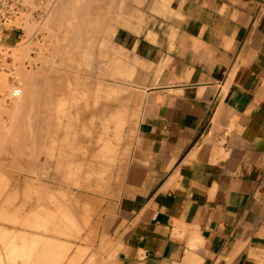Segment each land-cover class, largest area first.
I'll list each match as a JSON object with an SVG mask.
<instances>
[{
  "label": "crops",
  "instance_id": "0c3cea01",
  "mask_svg": "<svg viewBox=\"0 0 264 264\" xmlns=\"http://www.w3.org/2000/svg\"><path fill=\"white\" fill-rule=\"evenodd\" d=\"M139 8L142 22L121 21L113 36L131 68L112 113L123 105L131 119L99 242L116 243L112 264H264V0ZM24 174L10 182L15 209L52 216L53 191H27Z\"/></svg>",
  "mask_w": 264,
  "mask_h": 264
},
{
  "label": "rangeland",
  "instance_id": "374dc122",
  "mask_svg": "<svg viewBox=\"0 0 264 264\" xmlns=\"http://www.w3.org/2000/svg\"><path fill=\"white\" fill-rule=\"evenodd\" d=\"M117 0H109V2H112V3H110V5H112L111 6V14H113V15H111L112 17H111V23L109 24H107L106 22L104 23V24H102L101 25V29L104 27V28H106L107 27V29L109 30V31H111L110 32V35L109 36H111V37H109L110 39H109V41H107L106 43H105V40L104 39H106L105 38V36H106V31L105 30H103V34H102V32L99 34L100 35V38H98V37H93V39H91V40H89L92 44H93V46L95 47V50H93L91 47L92 46H90V48H89V50H88V52L90 53V56L88 57V58H95V56H96V58L98 59V61L100 62L101 61V63H100V67H98V68H91L92 70L93 69H95V70H93L94 72H97L98 74H97V76H95V78L96 79H99V81H101L102 82V84H101V82L99 83V90H98V92H94V91H87V92H81L80 90H78V89H76L75 87V89L73 88L71 91H70V93H69V96H71L70 94H74L73 92L75 91V93L76 94H74L73 96H71V97H67V95L65 96V99L66 100H64V98H62V100H64V101H66L65 102V104H64V107H65V111H68V114L66 113V115L64 116V117H61V119H60V121H59V123H61V124H63V126H65L64 128H62L60 131H53V130H51V129H47L48 130V133H49V135H45L46 136V138H47V140H46V138L45 139H43V143L41 142V146H38V148H40V151L42 150V151H46V150H51L52 151V149L53 150H57V147L58 148H61V146H62V144H61V140H60V138L62 139L63 138V140L66 142V144H70V143H72V145H69V147L67 146V148H69V149H67L68 151L66 152V158H67V162H65L63 165H62V167H61V169L63 170V172L64 173H62L61 174V176H60V179H59V181L56 183L57 185V188H56V190H54L53 191V194H54V204L55 203H58L59 205H61L62 207H63V209H64V211L66 212V214L65 213H63L64 214V216L65 217H63V214H61V215H59V216H57V218L59 219V221H58V219L56 218V217H54V220L55 219H57V220H55V223L57 224V223H60V224H57V225H55L54 224V228H52V225H50V223L52 222L51 220L53 219V218H51L50 216H47L46 215V213H45V211H41V210H35V211H33V213H32V216L30 215V218L31 217H33L34 218V215L33 214H36V216H39V218L38 217H36V218H28V220H29V222H28V220H27V222L25 221H23L24 219H23V217L21 218L20 217V213H19V210L17 209H15V206H14V210L12 209V211L11 210H9L8 212H7V210L5 211V210H1V213H2V211H5V213H7V214H9L8 216H12V214H14L13 216H12V218L11 219H13V218H15V220L12 222V221H10L11 223H9V220H11V219H9L8 218V216L6 217V215L7 214H5V215H3L4 214V212L2 213V215H1V224L3 225H1V248L2 247H4V248H2L3 250H5L4 252L1 250V252H3L4 254H3V258H4V255H5V257L7 256L6 255V253H8L11 249H12V246L13 245H15L16 246V248H18L19 249V247H21V244H20V240L19 239H17V238H22L23 239V232H21L19 229H21V226L22 225H24V224H30V227L31 228H33L32 227V225L35 227V228H33V230H32V232H30V233H32L34 236H32L31 234L30 235H27L26 234V236L28 237V236H31L30 237V240H35V239H32V237L34 238V237H36L37 239L36 240H38L39 239V241H40V243H41V240L42 241H45L46 240V238H47V240L52 236V238L54 239V242L55 243H53L54 245H52V242H53V240L50 238V240L49 241H45L46 243H45V247H46V245H47V249H48V251H49V253H48V251H46V248H45V250L43 249V251L45 252V253H47V255L45 256V258L47 257V256H51L53 253H52V250H53V246H56L58 243L57 242H61V243H59L58 244V246L60 247L61 246V244H62V249H61V247L59 248V247H54L55 249H54V251H56L55 253H57V254H55V256L53 255L52 257H56V259L55 258H53V260H54V264L56 263V264H60V262H61V264H71V262H73V263H75V264H77V262H76V260L77 261H80V262H78V264H84L83 262H88L89 261V258H90V260L92 261V264H94V263H96V261H98V260H96L97 259V257H99V258H105L106 256H107V251H108V248H109V246H116L115 244V242H113L111 239H109L110 240V242H111V244H100V242H99V239H100V237H101V231H100V229L101 228H105V227H102V222H103V220H104V215H106V214H108V213H110V212H112V207H111V202L109 201V199L110 198H112V197H114V195H115V193H113V189L116 187V183H117V177H116V169L114 168V166H115V164H116V162L118 161V158H119V155H120V152H122V147H123V143H124V141H125V138H126V133H125V126H126V123H128V121L131 119V117H130V119L128 120V118H127V116L123 113V115L121 116V119H122V123H121V125H116V123H113L112 122V124H111V122H109V116L112 114V110H114V109H116V107L118 106L117 104H116V101H119L118 99H116L115 98V96L116 95H111L110 94V88L111 87H115V88H118L117 89V92L118 91H120V93L118 92L117 93V96H120V95H123V94H126L127 93V88H126V86H122V85H116V81H120V82H118V83H126L127 81H130V77H127V73H126V69H128L129 67L131 68V66L129 65V64H131V60L129 59V57L127 56V54L125 53V51H123V50H119L116 46H115V44L113 43V36H114V33L116 32V29H117V27H119V26H127L126 24L124 25V24H121V23H124V22H131V21H137V22H139V23H141L142 22V20H143V16H144V13L140 10V8L138 9V7H147V6H149V8L151 9V10H153V7H155L157 10H159L160 12H163V0H118V2H116ZM123 1V2H122ZM114 2V3H113ZM118 4V5H116V4ZM114 4H115V6H114ZM129 6V7H128ZM114 7V8H113ZM124 7V8H123ZM118 10V11H117ZM96 11V10H95ZM116 12H118V13H116ZM117 14V15H116ZM125 14V15H124ZM127 15V16H126ZM117 16V17H116ZM59 15H57V17L54 19V21L56 22H54L53 21V19L50 21V22H52V23H49V24H52L51 25V27H50V25L49 26H46L45 28H47V29H44V27H43V29H41V31H40V33H38V36H36L37 38H35V39H38V41L37 40H35V39H33V41H30V43H28V41H26V37L24 36L23 37V39L21 40L22 41V43L24 44V42H25V44L22 46V43L20 44L21 46L18 48V49H16L17 48V46H14V44H13V48H11L10 49V52H11V58H13V59H15L16 57L15 56H17L18 54H19V56H17V59H15V60H13V59H11L10 61H5V62H3L2 64V66H3V70H1L0 71V78H3L2 80L0 79V96H2L1 98H0V178H1V185H0V187H1V199L3 200L4 199V195L5 194H7V196H8V199L9 200H11V201H15V199H16V195L18 194V188L16 187V186H14V185H11L10 184V182H13L14 180H15V178H17L19 175H18V173L19 172H25V173H27V174H24V175H28V176H30V177H33V179H37V178H40V180H42V181H48V178H46V176H44L43 177V174L44 175H48L47 173H51L52 172V167L51 166H48V164L46 163V158L44 157V154H43V158L41 159V160H39L38 162L40 163H38L36 160H35V156L34 155H38L37 154V144H35V145H33V144H31V143H28V145H30V149H29V146L28 145H26L24 148L26 149V151L27 152H29V153H27V152H25L24 153V155H21L18 151H17V148L19 147L18 145H15V146H17L16 148H15V146H13L14 144H5L4 145V143H6L5 141H4V139L6 138L5 137V135L4 136H1V133H2V131H5L4 132V134H8V131H9V135H7L6 134V136H7V138L8 137H10V136H12V137H14L13 139H15V136H16V134H15V131L12 133V131H11V133L12 134H14V135H10V129L13 127V125H12V121H10V116H8V115H10V112H11V107L12 106H9L10 105V103H8L7 102V99L6 98H4L5 96H3L4 94H1V92H3V91H5L4 93H8L9 95V99H11V97H12V95H11V91L9 92L8 91V89H10L11 90V85L12 86H14L13 85V79H20L19 80V82L20 81H22V79H23V77H22V79H21V74H24V73H26V72H28L27 70H31L30 69V66H31V68H32V71L34 72V71H36L35 73H37V75L39 76V78L41 79L42 78V76L43 77H45V79L50 75V72H54L55 74L56 73H58V74H60V75H64V74H66V71H68V72H70L69 71V69H66V68H63V66H61V62H62V59H63V54H64V56H65V54H66V52H67V55H68V51L69 50H73L74 52H73V56H76V58H78L79 56H82V53L81 52H83V53H85V50L83 49V48H81V47H79V48H76L75 50L73 49V48H75V47H73V48H70V49H65V50H57L56 48H58L59 46H62L61 44L64 42L63 41V37H64V35H66V32H67V28L64 26H62V24H59L60 22L58 21L59 20ZM115 17V18H114ZM58 18V19H57ZM57 19V20H56ZM78 19V18H77ZM109 19V18H108ZM127 19V20H126ZM106 20H107V17H106ZM106 20H104V21H106ZM114 20V21H113ZM124 20V21H123ZM80 21V20H79ZM122 21V22H121ZM57 22H58V24H57ZM119 22H121L120 24H119ZM54 23V24H53ZM56 24V25H55ZM53 26V27H52ZM60 26V28H58ZM62 26V27H61ZM92 26H94V27H92ZM49 28H52L51 29V31H49L48 29ZM96 28V29H95ZM97 26H95L94 25V23H91L90 24V29L91 30H97ZM56 29H57V31H56ZM112 29V30H111ZM49 31V33L52 35V34H54V35H50L49 33H48V31ZM66 30V31H65ZM62 31V32H61ZM65 33H64V32ZM113 31V32H112ZM54 32V33H53ZM57 33V34H56ZM112 33V34H111ZM40 34V35H39ZM96 34V33H95ZM46 36V38H45V36ZM50 35V36H49ZM54 36V37H53ZM101 36L103 37V38H101ZM51 37H52V39H51ZM61 37V38H60ZM98 38V39H97ZM43 39V40H42ZM55 39V40H54ZM60 39V40H59ZM62 39V40H61ZM97 39V40H96ZM50 40V41H49ZM54 40V41H53ZM102 40H103V43H102ZM20 41V42H21ZM98 41V42H97ZM12 42V40L11 41H9V43H11ZM32 42V43H31ZM34 42V43H33ZM28 43V44H27ZM53 43V44H52ZM96 43H98V44H96ZM101 43V44H100ZM105 43V44H104ZM109 43V47L107 46V44ZM30 44V45H29ZM34 45V47H33V45ZM102 44H104V45H102ZM19 45V44H18ZM49 45V46H48ZM52 45V46H51ZM101 45H102V47H101ZM106 45V46H105ZM27 47L28 46V48L26 49L25 47ZM32 46V47H31ZM46 46V47H45ZM47 46H48V49L49 50H47ZM51 46V47H50ZM58 46V47H57ZM96 46H98L97 48H96ZM105 46V47H104ZM44 47L46 48V50L44 49ZM23 48V49H22ZM40 48L42 49V50H40ZM101 48V49H100ZM102 48H104V49H102ZM16 49V50H15ZM43 49H44V52H42L43 51ZM54 49V50H53ZM79 49V50H78ZM99 49V50H98ZM22 50V52H20ZM25 50H29V51H31V52H26ZM80 50H81V52H80ZM83 50V51H82ZM101 50V51H100ZM109 50H111V51H108ZM117 50V51H116ZM13 51L15 52V53H13ZM19 52V53H17V52ZM34 51V52H33ZM46 51H48V52H46ZM56 51V52H55ZM64 51V52H63ZM78 51V52H77ZM94 51V52H93ZM98 51V52H97ZM103 51V52H102ZM25 52V53H24ZM58 52L59 53H61V52H63L62 54H61V56H60V54H58ZM70 52V51H69ZM91 52H93V53H91ZM28 53V54H27ZM34 53V54H33ZM41 53V54H40ZM44 53V54H43ZM52 54V55H50V54ZM55 53V54H54ZM81 53V54H80ZM95 53H96V55H95ZM99 53V54H98ZM111 54L110 55V57L111 58H108L109 60H110V62H109V65L111 66H113L114 67V69H107V68H109L110 66H108L107 65V63H108V61L105 63V61H106V55L107 54ZM13 54H15L14 56H13ZM78 54H79V56H78ZM106 54V55H105ZM23 55V56H22ZM28 55V56H27ZM43 55H45L46 57H43ZM50 55V57H48ZM57 55V56H56ZM93 57H92V56ZM95 55V56H94ZM27 56V57H26ZM39 56V57H38ZM40 56H42V57H40ZM60 56V57H59ZM19 57V58H18ZM25 57V58H24ZM30 57H32V58H34V59H30ZM37 57V58H36ZM48 57V58H47ZM52 57V59H51V61L50 60H48V59H50ZM62 57V58H61ZM67 57V56H66ZM65 57V58H66ZM126 57H127V59H126ZM113 58H115V59H113ZM119 58V59H118ZM123 58V59H122ZM20 59V60H19ZM30 61H32L31 62V64L29 63V60ZM39 59V60H38ZM59 59V60H58ZM17 60V61H16ZM27 60V61H26ZM45 60V61H44ZM14 61V62H13ZM20 61V62H19ZM35 61V62H34ZM40 61H42V62H40ZM50 61V62H49ZM59 61H61V62H59ZM112 61H113V63H112ZM124 61V62H123ZM15 64V66H14V64ZM19 62V63H18ZM21 62H22V64H21ZM45 62V63H44ZM46 62L48 63H51V67H52V69L50 68V69H47L48 68V64H47V67L45 66V64H46ZM127 62V63H126ZM9 63H10V65H9ZM18 63V64H17ZM121 65H120V64ZM24 64V65H23ZM36 64V65H35ZM42 64H44L43 66H42ZM60 64V65H59ZM105 65V67L106 68H103L104 67V65ZM12 65V66H11ZM20 65H21V67H23L21 70H18V68L20 67ZM27 67H26V66ZM108 67H107V66ZM46 68H45V67ZM121 66V67H120ZM126 66H128V67H126ZM12 67V68H11ZM20 67V68H21ZM37 68V70H36V68ZM39 67L40 68H43V69H39ZM5 68H8V71H6V69ZM15 68V69H14ZM19 68V69H20ZM27 69V70H25V69ZM101 68V69H100ZM16 69H17V71H16ZM34 69V70H33ZM90 69V70H91ZM121 69V70H120ZM50 70H52V71H50ZM55 70H57V71H55ZM61 70V72L63 71H65L64 73L62 72V73H60L59 71ZM91 70V71H92ZM110 70V71H109ZM13 71V72H12ZM23 71V73H21V72ZM25 71V72H24ZM38 71V72H37ZM48 71V72H47ZM50 71V72H49ZM102 73H101V72ZM130 71V70H129ZM129 71H127V72H129ZM19 74H18V73ZM47 72V73H46ZM40 73V74H39ZM45 73H46V75H45ZM106 73V74H105ZM108 73V74H107ZM111 73V74H110ZM43 74V75H42ZM133 74V73H132ZM40 75H42L41 77H40ZM45 75V76H44ZM20 76V77H19ZM37 76V77H38ZM100 76V77H99ZM101 76H103V79H102V77ZM128 76H131V75H129L128 74ZM5 77V78H4ZM15 77V78H14ZM17 77H19V78H17ZM39 78H37V80H39ZM4 79H6V81H8V82H5L4 81ZM8 79V80H7ZM105 79V80H104ZM44 80V79H43ZM40 81V80H39ZM5 82V83H4ZM7 85V86H6ZM9 85H10V87H9ZM103 85V86H102ZM101 86V87H100ZM102 88V89H101ZM104 88V89H103ZM106 89V90H105ZM108 90V91H107ZM102 92V93H101ZM81 93V94H80ZM122 93V94H121ZM120 94V95H119ZM76 95H78V96H76ZM84 95V96H83ZM91 95V96H90ZM101 95V96H100ZM7 96V97H8ZM11 96V97H10ZM90 96V97H89ZM97 96V97H96ZM73 97H77L78 99H74ZM86 97V98H85ZM89 97V98H88ZM95 97H96V99H95ZM114 97V98H113ZM2 98H4L5 100V102H3V99ZM13 98V97H12ZM17 98H19V97H16L15 99H17ZM67 98L69 99V101H67ZM70 98H73V99H70ZM79 98H80V100H79ZM92 98V99H91ZM95 99V100H94ZM89 100V102H90V104L91 105H89V102H87ZM79 101H80V103H79ZM84 101H85V103H84ZM91 101H93L94 103H91ZM7 103V104H6ZM84 104V105H83ZM75 105V106H74ZM80 105V106H79ZM86 105V106H85ZM88 106H90L88 109H86V107H88ZM67 107V108H66ZM85 107V108H84ZM104 108V109H103ZM6 111H5V110ZM85 109V110H84ZM71 110V111H70ZM78 112H77V111ZM81 110V111H80ZM88 110H90V111H88ZM74 111H75V113H74ZM8 113V114H7ZM93 113H94V115H93ZM5 114H7V115H5ZM95 114H96V116H95ZM68 116V117H67ZM106 116V117H105ZM96 117V118H95ZM105 118H106V120H105ZM73 119V120H72ZM8 120H9V123H8ZM77 120V121H76ZM66 121V122H65ZM72 121V122H71ZM102 121V122H101ZM89 122V123H88ZM11 123V124H10ZM71 123V124H70ZM7 124V125H6ZM68 124V125H67ZM5 125L6 126H9V127H6L7 128V130L5 129ZM10 125L12 126V127H10ZM67 126H69V127H67ZM84 126V127H83ZM93 126V127H92ZM108 126V127H107ZM123 127V128H122ZM9 128V129H8ZM81 128V129H80ZM15 130H16V128H14ZM69 129H71V130H69ZM122 129V130H121ZM12 130H13V128H12ZM69 130V131H68ZM72 130H74V131H72ZM107 130V131H106ZM121 130V131H120ZM53 131V132H52ZM72 131V132H71ZM46 132V131H45ZM107 132V133H106ZM118 132V133H117ZM53 133V135H51ZM57 133V134H56ZM72 133L74 134L73 136H72ZM65 134V135H64ZM69 134V135H68ZM3 135V134H2ZM58 136V138L56 137V136ZM90 135V136H89ZM100 135V136H99ZM117 135V136H116ZM64 136L67 138H64ZM70 136V137H69ZM108 136V137H107ZM120 136V137H119ZM3 137V138H2ZM49 137V138H48ZM52 138H55L56 139V141H58L56 144L58 145H56L54 142H52L51 141V139ZM100 138V139H99ZM102 138L105 140V141H102ZM108 138V139H107ZM2 139V140H1ZM10 140L12 139V138H9ZM8 139V140H9ZM16 139H17V137H16ZM121 139V140H120ZM45 140L47 141V142H45ZM67 140V141H66ZM97 140V141H96ZM108 140V141H107ZM71 141V142H70ZM15 142H17L16 140H15ZM74 142V143H73ZM93 142H94V144H93ZM97 142V143H96ZM105 142V143H104ZM108 142V143H107ZM47 143V144H46ZM49 143V144H48ZM54 143V144H53ZM96 143V144H95ZM112 143V144H111ZM3 144V145H2ZM45 144V145H44ZM53 144V145H52ZM91 144V145H90ZM100 146H99V145ZM108 145V144H110V145H108V147H107V149H106V155H102V154H100V156L97 158L96 157V153L98 154L99 152L98 151H100L101 150V145L103 146V145ZM31 145H33L32 147H31ZM44 145V146H43ZM51 145V146H50ZM2 146V147H1ZM7 146V147H6ZM50 148H49V147ZM110 146V147H109ZM6 147V148H5ZM42 147V148H41ZM52 147V148H51ZM3 148V149H2ZM20 148V147H19ZM18 148V149H19ZM35 148V150L33 151V149ZM43 148H45V149H43ZM65 148V147H64ZM83 148V149H82ZM111 148V149H110ZM114 148V149H113ZM4 149H6V152H5V150ZM8 149V150H7ZM11 149H12V153L10 152L11 151ZM73 150V152H71L72 150ZM29 150V151H28ZM32 150V151H31ZM76 152H75V151ZM94 151V152H93ZM108 151V152H107ZM111 151H114V152H116V154H117V158L116 159H113V161H112V163H111V166L110 167H108L109 165V163L108 162H106L105 161V157L106 158H109V154H110V152ZM3 152V153H2ZM16 154H15V153ZM9 153H11V156H10V154ZM13 153H14V158H15V155H17L16 156V158L14 159V158H12L13 156ZM18 153H19V156H18ZM31 153H33V156L31 157ZM36 153V154H35ZM6 154V156H4ZM91 155V156H90ZM4 156V157H3ZM95 156V157H94ZM103 156H105V157H103ZM6 157V158H5ZM12 158V159H11ZM19 160H21V161H18V159ZM22 158V159H21ZM28 158V159H27ZM33 158V159H32ZM2 159H5V161H2ZM7 159V160H6ZM8 159H9V161H8ZM31 159V160H30ZM13 160H15V161H13ZM17 161V162H16ZM26 161H27V163H26ZM30 162V164L32 163V161H35V162H33V163H36V164H32L30 167H29V165L30 164H28L29 162ZM73 161V162H72ZM3 162V163H2ZM22 162L24 163V165H20L19 163H21L22 164ZM42 162V163H41ZM99 162V163H98ZM106 162V163H105ZM2 163V164H1ZM8 163V164H7ZM11 163V164H10ZM26 163V164H25ZM38 163V164H37ZM87 163V164H86ZM100 163H102V164H100ZM108 163V164H107ZM16 164H17V166H16ZM42 164V165H41ZM72 164V165H71ZM89 164V165H88ZM93 164V165H92ZM96 164H98L99 165V167H95V165ZM4 165H6V166H4ZM18 165H20V166H18ZM26 165V166H25ZM36 165V167H34ZM100 165H102V166H100ZM21 166H23L22 167V169H21ZM38 166V167H37ZM66 167V168H65ZM95 167V168H94ZM20 169V170H19ZM24 169V170H23ZM27 169V170H26ZM95 169V170H94ZM97 169V170H96ZM107 169V170H106ZM112 169V170H111ZM4 170V171H3ZM100 170V171H99ZM10 171V172H9ZM33 171L34 172H38V174L37 173H33ZM96 171H99V172H96ZM4 172V173H3ZM7 173V174H6ZM66 173H68V174H66ZM71 173V174H70ZM9 174V175H8ZM106 174V175H105ZM36 175V176H35ZM37 175H38V177H37ZM40 175H41V177H40ZM68 175V176H67ZM111 175V176H110ZM109 176H110V178H109ZM95 177V178H94ZM8 178H9V180H8ZM79 178V179H78ZM102 178V179H101ZM103 178H105V179H103ZM109 178V180H107V179ZM116 178V179H115ZM35 179V180H36ZM112 179V180H111ZM6 180V181H5ZM38 180V179H37ZM105 180V181H104ZM64 181V182H63ZM90 181V182H89ZM108 181H111V182H108ZM70 183V184H69ZM100 183V184H99ZM108 183H110V184H108ZM59 184V185H58ZM81 186V187H80ZM101 186V187H100ZM110 186V187H109ZM7 187V188H6ZM16 187V188H15ZM90 187V188H89ZM4 188V189H3ZM10 188V189H9ZM5 189H6V191H7V189L10 191V190H12V191H7V193H6V191H5ZM61 189V190H60ZM58 190V191H57ZM71 190V191H70ZM15 192V194H13L14 192ZM60 191V192H59ZM68 192V193H67ZM70 192V193H69ZM85 193V194H84ZM111 193V194H110ZM69 195V196H68ZM7 196H5V199H7ZM81 196V197H80ZM10 197V198H9ZM12 197V198H11ZM77 197V198H76ZM84 197V199H82ZM86 197V198H85ZM67 198V199H66ZM68 198H69V200H68ZM72 198V199H71ZM79 199L80 201L81 200H83L84 202H85V204H84V206H81V208L80 209H77L75 206H74V201H73V199ZM72 200V201H71ZM13 202H12V204H13ZM73 203V204H71V203ZM88 202V203H87ZM96 202V210L94 209L95 208V206H92V205H94V203ZM61 203V204H60ZM66 205H65V204ZM89 203H91V205L89 204ZM14 204H15V202H14ZM88 204V205H87ZM88 207H90V208H88ZM94 207V208H93ZM1 209H3V208H1ZM73 210V211H72ZM93 210V211H92ZM34 212H36V213H34ZM17 213H19V214H17ZM16 214V215H15ZM70 215V216H69ZM77 215V216H76ZM3 216H5V217H3ZM14 216H16V217H14ZM68 216V217H67ZM20 217V218H19ZM86 217V218H85ZM22 219V220H17V219ZM40 218L43 220H41V222H40ZM48 218L50 219L51 218V222L48 220ZM66 218V221L64 220ZM75 218H76V222L75 221H73V220H75ZM78 218H79V220H78ZM4 219H6V220H4ZM25 219H26V217H25ZM33 219V220H32ZM61 219V220H60ZM82 219V220H81ZM87 219H88V222H87ZM17 220V221H16ZM33 221V222H31V221ZM80 222H78V221ZM15 221L16 222H20V223H16L15 224ZM38 222L39 223V225L42 223V225H41V227L36 223V222ZM50 222L49 224H48V222ZM68 221H69V223H68ZM5 222V223H4ZM72 222H73V224H72ZM78 222V225L76 224L75 225V223H77ZM85 222V223H84ZM36 224V225H34V224ZM43 223H44V226H43ZM54 223V222H53ZM87 223V224H86ZM21 224V225H20ZM52 224V223H51ZM63 224V225H62ZM69 224V225H68ZM79 224H81L82 226H80ZM46 225V226H45ZM73 225L75 226V227H77L76 229H75V227H73ZM39 228V231L37 230L38 228ZM60 226H64L65 227V229H66V231L64 230V228L62 229ZM46 227V228H45ZM50 227H51V230H50ZM69 227V228H68ZM72 227V228H71ZM80 227V228H79ZM81 227H83V228H81ZM44 228L46 229L45 230V232H44ZM49 228V230H47ZM74 228V230H73V232L71 231L72 229ZM93 228H95L96 230H97V233L95 232L94 233V231H91V229H93ZM16 229V230H15ZM68 229L71 231H69L68 232ZM80 229V230H79ZM35 230V231H34ZM52 230H53V232H52ZM58 230H60V231H58ZM90 230V231H89ZM47 231V232H46ZM79 231V232H78ZM89 231V232H88ZM50 234H49V233ZM51 232H52V234H51ZM64 232V233H63ZM22 235H21V234ZM36 233V234H35ZM37 233H38V235H37ZM80 233V235H78V234ZM86 233V234H85ZM94 233V234H93ZM15 234V235H14ZM20 235L19 237L17 236V235ZM29 234V233H28ZM63 234V235H62ZM90 234V235H89ZM6 235V236H5ZM36 235V236H35ZM59 235V236H58ZM68 235V236H67ZM85 235H87V236H85ZM92 235H94L93 237H92ZM16 236H17V238H16ZM26 236L24 235V238H26ZM38 236V237H37ZM39 236H41V237H39ZM45 236H48V237H45ZM73 236V237H72ZM83 236H85L86 237V239L88 240H86V239H84V238H81V237H83ZM91 238H90V237ZM96 236V237H95ZM8 237V238H7ZM45 237V238H44ZM75 237V238H74ZM77 237H79V238H77ZM15 238L17 239V241H19V242H16L15 241ZM29 238V237H28ZM67 238V239H66ZM73 238V239H72ZM77 238V239H76ZM89 238H90V240H89ZM95 238V239H94ZM109 238V237H108ZM6 239V243H5V240ZM13 241H12V240ZM57 241H56V240ZM94 239V240H93ZM35 240V241H36ZM52 240V241H51ZM59 240V241H58ZM64 240H66V241H64ZM71 241V242H69V245L67 244V245H65V243H68V241ZM3 241H4V244H3ZM63 241V242H62ZM93 241V242H92ZM8 242V243H7ZM10 242H12L13 243V245H10V244H12V243H10ZM14 242H15V244H14ZM38 242V241H37ZM48 242V243H47ZM17 243V244H16ZM6 244V245H5ZM7 244L9 245L8 246V248H7ZM19 244V245H18ZM41 244H43V246H44V242H42ZM41 244L39 245V247H41ZM70 244H72V245H70ZM77 244H78V246L79 247H77ZM38 245V244H37ZM49 245H51L50 247H52V248H50L51 250H49ZM64 245V246H63ZM86 246V247H85ZM14 247V246H13ZM39 247L37 246V248L39 249ZM71 247V248H70ZM108 247V248H107ZM9 248H10V250H9ZM42 248H44V247H41L39 250L41 251L42 250ZM59 248V249H58ZM64 248H66V249H64ZM69 248V252H67L68 249ZM8 249V250H7ZM76 249V250H75ZM115 249H118L117 247L115 248ZM59 250H62L61 252H58ZM93 251V252H92ZM96 251V252H95ZM6 252V253H5ZM67 252V253H66ZM52 253V254H51ZM61 253H62V255H61ZM63 253L64 254H67V255H69V256H66L65 257V259H63L64 257V255H63ZM96 253V254H95ZM50 254V255H49ZM59 254H60V256H59ZM91 254H93V255H91ZM95 254V255H94ZM98 254V255H97ZM1 256H2V253H1ZM84 256V257H83ZM89 256V257H88ZM36 257V256H35ZM83 257V258H82ZM91 257H92V259H91ZM94 257V258H93ZM118 252H117V255L115 256V259L113 258V260H112V258H111V260L112 261H115L116 262V259H117V261H118ZM34 258V257H33ZM43 258H44V256H43ZM60 258H62V259H60ZM71 258V259H70ZM72 258H74V259H72ZM88 258V259H87ZM96 258V259H95ZM5 259V258H4ZM6 259H7V257H6ZM59 259H60V262H59ZM79 259V260H78ZM83 259H86V260H83ZM62 260V261H61ZM71 260V261H70ZM73 260H75V261H73ZM93 260H96L95 262L93 261ZM16 261H18V260H16ZM56 261V262H55ZM69 261V262H68ZM83 261V262H82ZM67 262V263H66ZM86 262V264H91L90 263V261L87 263ZM106 262V261H105ZM114 262V263H115ZM72 263V264H73Z\"/></svg>",
  "mask_w": 264,
  "mask_h": 264
},
{
  "label": "bare ground",
  "instance_id": "6f19581e",
  "mask_svg": "<svg viewBox=\"0 0 264 264\" xmlns=\"http://www.w3.org/2000/svg\"><path fill=\"white\" fill-rule=\"evenodd\" d=\"M120 1V0H119ZM116 2H118V0L116 1ZM123 2V1H122ZM110 3H112V2H109V0H43V4H42V6H43V9H44V12L43 13H38V16H33L31 13H34V14H37V10H38V8H37V6H36V4L35 5H33L32 6V11L30 12V13H23V15H22V18L20 19V21H22L24 24H23V26H24V28H25V37H26V41H28V43H30V41H33V39H35V38H37L36 36H38V33H40V31H41V29H43V27H44V29H47V28H45L46 26H49L50 25V27H51V25L52 24H49V23H52V22H50L52 19H53V21H54V19L57 17V15H59V24H62V26L64 25L66 28H67V32H66V35H64V37H63V43L61 44L62 46H57L58 48H56L57 50H65V49H70V48H73V47H75V48H73L74 50L76 49V48H79V47H81V48H83L84 50H85V53H83V52H81V50H80V52L82 53V56H79V54H78V58H76V56H73V50L71 49V50H69L68 51V55H67V52H66V54H65V56H64V54H63V59H62V62L61 61H59V62H61V66H63V68H66V69H69V71L70 72H68V71H66V74H64V75H60V74H58V73H54L52 70H50V71H52V72H50V75L45 79V77H43L42 75H40V77L42 76V78L40 79L39 78V76L37 75V73H35L36 71H32V68H31V66H30V71L29 70H27V69H25V70H27L28 72H26V73H24V74H21V79H22V77H23V79H22V81H20L19 82V80L18 79H13V85L14 86H12L11 85V90L10 89H8V91L10 92L11 91V95H12V97H11V99H9V94L7 93H4L5 91H3V92H1V94H4L3 96H5L4 98H6L7 99V102L8 103H10V105L9 106H12L11 107V112H10V115H8V116H10L9 118H10V121H12V125H13V127L10 125V127H12L13 128V130H12V128L10 129V135H14V134H12L14 131H15V134H16V136H15V139H13L14 137H12V136H10V137H8L7 138V136H6V134H4V132L5 131H2V133H1V136H4L5 135V139H4V141L6 142V143H4V145L5 144H14L13 146H15V145H18L19 147V149L17 148V151L21 154V155H24V153L25 152H27L26 151V149L24 148L26 145H28V143H31V144H33V145H35V144H37V154L38 155H34L35 156V160L38 162L39 160H41L42 158H43V154H44V157L46 158V163L48 164V166H51L52 167V172L49 174V173H47L48 175H44L43 174V177L44 176H46V178H48V181L46 182V181H42V180H40V178H35L36 180L35 181H33L32 180V183H30L29 185H25L26 186V189H27V191H31L32 193H35V194H38V196L39 195H42V194H46V193H48V192H51V191H54V190H56V188H57V182L59 181V179H60V176H61V174L62 173H64L63 172V170L61 169V167H62V165L65 163V162H67L68 160H67V158H66V152L68 151L67 149H69V148H67V147H65V146H69V145H72V143H70L69 145H66V142L63 140V138L61 139L60 138V142H61V144H62V146H61V148H58L57 147V150H53L52 149V151L51 150H46V151H40V148H38V146H41V142L43 141V139H45L46 138V134L48 133V130L47 129H51V130H53V131H60L62 128H64L65 126H63V124H61V123H59V121H60V119H61V117H64L65 115H66V113L68 114V111H65V107H64V104H65V102L66 101H64V100H66L65 99V96L67 95V97L69 98V97H71V96H73L74 94H76L75 93V91L73 92L74 94H70L71 96H69V93H70V91L75 87L76 89H78V90H80L81 92H87V91H96V92H98V90L100 89L99 88V83L101 82V81H99V79H96L95 78V76H97V72H94L93 70H95L96 68H98V67H100L101 65H100V63H101V61L99 62L98 61V59L96 58V53H95V58L93 57V58H88L89 56H90V51L88 52V50H89V48H90V46H92L91 48L93 49V50H95V47L93 46V44L89 41V40H91V39H93V37H98V38H100V33L102 32V34H103V30H105L106 31V36H105V38L106 39H104L105 40V43L107 42V41H109V37H111V36H109L110 35V32L111 31H109L108 29H107V27L106 28H102L101 29V25L102 24H104L105 22L108 24H110L111 23V15H113V14H111V12L113 11H111V6L112 5H110ZM114 3V2H113ZM116 4V3H115ZM115 4H114V6H115ZM116 5H118V4H116ZM39 7H41V4L39 5ZM129 7V6H128ZM114 8V7H113ZM124 8V7H123ZM96 10V11H95ZM118 11V10H117ZM116 13H118V12H116ZM117 15V14H116ZM125 15V14H124ZM127 16V15H126ZM106 17H107V20H106ZM117 17V16H116ZM57 18V19H58ZM78 18V19H77ZM109 18V19H108ZM115 18V17H114ZM56 19V20H57ZM80 20V21H79ZM104 20H106V21H104ZM127 20V19H126ZM114 21V20H113ZM124 21V20H123ZM55 22V21H54ZM56 23V22H55ZM91 23H94V25L95 26H97L98 28H97V30H91L90 29V24ZM54 24V23H53ZM57 24H58V22H57ZM58 24V25H59ZM56 25V24H55ZM61 26V27H62ZM63 26V27H64ZM53 27V26H52ZM92 27H94V26H92ZM58 28H60V26L58 27ZM51 29L52 28H49L48 30L49 31H51ZM96 29V28H95ZM47 30V31H48ZM112 30V29H111ZM49 31H48V33H49ZM56 31H57V29H56ZM66 31V30H65ZM62 32V31H61ZM64 32V31H63ZM113 32V31H112ZM54 33V32H53ZM65 33V32H64ZM96 33V34H95ZM50 34V33H49ZM57 34V33H56ZM100 34V35H99ZM112 34V33H111ZM40 35V34H39ZM51 35V34H50ZM49 35V36H50ZM52 35H54V34H52ZM51 35V36H52ZM45 36V35H44ZM47 36V35H46ZM46 36H45V38H46ZM54 37V36H53ZM61 38V37H60ZM97 38V39H98ZM101 38H103L102 36H101ZM51 39H52V37H51ZM96 39V40H97ZM35 40H37L38 41V39H35ZM43 40V39H42ZM55 40V39H54ZM53 40V41H54ZM60 40V39H59ZM62 40V39H61ZM21 41V39L20 40H17V42L16 43H14V46H17V48L16 49H18L21 45V43H22V41ZM50 41V40H49ZM98 42V41H97ZM27 43V44H28ZM32 43V42H31ZM34 43V42H33ZM102 43H103V40H102ZM104 43V44H105ZM16 44V45H15ZM19 44V45H18ZM24 44H25V42H24ZM23 43H22V46L24 45ZM53 44V43H52ZM96 44H98V43H96ZM101 44V43H100ZM104 44H102V45H104ZM11 46H12V48H13V44H10ZM30 45V44H29ZM33 45V44H32ZM102 45H101V47H102ZM49 46V45H48ZM48 46H47V50H49L48 49ZM52 46V45H51ZM50 46V47H51ZM106 46V45H105ZM104 46V47H105ZM107 46L109 47L110 45H109V43L107 44ZM25 47V46H24ZM32 47V46H31ZM33 47H34V45H33ZM46 47V46H45ZM44 47V49L46 50V48ZM98 46H96V48H97ZM26 49L28 48V46L27 47H25ZM90 48V49H91ZM15 49V50H16ZM23 49V48H22ZM29 49V48H28ZM44 49H43V51L42 52H44ZM101 49V48H100ZM102 49H104V48H102ZM40 50H42L41 48H40ZM54 50V49H53ZM79 50V49H78ZM99 50V49H98ZM26 52H28L27 50H25ZM32 51V50H31ZM31 51H29V52H31ZM66 51V50H65ZM76 51V50H75ZM83 51V50H82ZM96 51V50H95ZM101 51V50H100ZM108 51V50H107ZM109 51H111V50H109ZM108 51V52H109ZM117 51V50H116ZM12 52V51H11ZM11 52H10V54H11ZM17 52V51H16ZM20 52H22V50L20 51ZM34 52V51H33ZM46 52H48V51H46ZM56 52V51H55ZM64 52V51H63ZM63 52H61V53H59L58 52V54H60V56H61V54L63 53ZM78 52V51H77ZM94 52V51H93ZM93 52H91V53H93ZM98 52V51H97ZM103 52V51H102ZM13 53H15L14 51H13ZM17 53H19V52H17ZM25 53V52H24ZM75 53V52H74ZM80 53V54H81ZM28 54V53H27ZM34 54V53H33ZM41 54V53H40ZM44 54V53H43ZM50 54V53H49ZM55 54V53H54ZM76 54V53H75ZM94 54V53H93ZM99 54V53H98ZM107 54V53H106ZM105 54V55H106ZM15 54H13V56H14ZM50 55H52V54H50ZM50 55L48 56V57H50ZM110 53L109 54H107L106 56V61H105V63L108 61V63H107V65L108 66H110L109 65V62H110V60L108 59V58H111L110 57ZM17 56H19V54L17 55ZM17 56H15L16 58L15 59H17ZM23 56V55H22ZM28 56V55H27ZM26 56V57H27ZM57 56V55H56ZM59 56V57H60ZM67 56V57H66ZM12 57V56H11ZM39 57V56H38ZM40 57H42V56H40ZM43 57H46L45 55H43ZM42 57V58H43ZM47 57V58H48ZM66 57V58H65ZM19 58V57H18ZM25 58V57H24ZM37 58V57H36ZM62 58V57H61ZM13 59V58H12ZM15 59H13V60H15ZM30 59H34V58H32V57H30ZM51 59H52V57L50 58V59H48V60H50L51 61ZM113 59H115V58H113ZM119 59V58H118ZM123 59V58H122ZM126 59H127V57H126ZM20 60V59H19ZM29 60V59H28ZM39 60V59H38ZM59 60V59H58ZM5 61H9L8 59H5L3 62H5ZM17 61V60H16ZM27 61V60H26ZM45 61V60H44ZM49 61V62H50ZM14 62V61H13ZM12 62V63H13ZM20 62V61H19ZM18 62V63H19ZM31 62L32 61H30L29 60V63L31 64ZM35 62V61H34ZM40 62H42V61H40ZM48 62V63H49ZM124 62V61H123ZM17 63V64H18ZM33 63V62H32ZM45 63V62H44ZM47 62H46V64H45V66L47 67V64H48ZM112 63H113V61H112ZM127 63V62H126ZM14 64V63H13ZM21 64H22V62H21ZM120 64V63H119ZM3 65V64H2ZM9 65H10V63H9ZM24 65V64H23ZM36 65V64H35ZM44 64H42V66H43ZM49 66H48V68L47 69H52V67L50 66L51 65V63H49L48 64ZM60 65V64H59ZM100 65V66H99ZM104 65V64H103ZM106 65V66H107ZM121 65V64H120ZM12 66V65H11ZM14 66H15V64H14ZM26 66V65H25ZM44 66V67H45ZM107 66V67H108ZM20 67H21V65H20ZM19 67V68H20ZM27 67V66H26ZM43 67V68H44ZM45 67V68H46ZM50 67V68H49ZM121 67V66H120ZM126 67H128V66H126ZM12 68V67H11ZM18 68V70H21L23 67H21L20 69ZM36 68V67H35ZM43 68H40L39 67V69L41 70V69H43ZM91 68H95V69H91ZM103 68H106L105 67V65H104V67ZM15 69V68H14ZM92 71H91V70ZM101 69V68H100ZM107 69H114V67L111 65L109 68H107ZM23 70V69H22ZM34 70V69H33ZM36 70H37V68H36ZM44 70V69H43ZM121 70V69H120ZM16 71H17V69H16ZM55 71H57V70H55ZM110 71V70H109ZM126 71V73H127V69L125 70ZM13 72V71H12ZM21 72V71H20ZM25 72V71H24ZM38 72V71H37ZM48 72V71H47ZM46 72V73H47ZM58 72V71H57ZM60 73H62L61 72V70L59 71ZM65 72V71H64ZM63 72V73H64ZM101 72V71H100ZM18 73V72H17ZM21 73H23V71L21 72ZM46 73H45V75H46ZM102 73V72H101ZM19 74V73H18ZM40 74V73H39ZM106 74V73H105ZM108 74V73H107ZM111 74V73H110ZM44 75V76H45ZM38 76V77H37ZM1 77V76H0ZM20 77V76H19ZM19 77H17V78H19ZM100 77V76H99ZM102 77V79H103V76H101ZM5 78V77H4ZM15 78V77H14ZM37 78H39V80H37ZM1 80L3 79V78H0ZM44 79V80H43ZM8 80V79H7ZM105 80V79H104ZM4 81L5 82H8V81H6V79H4ZM4 82V83H5ZM1 83V82H0ZM101 84H102V82H101ZM7 86V85H6ZM103 86V85H102ZM9 87H10V85H9ZM101 87V86H100ZM1 88V87H0ZM74 88V89H75ZM102 89V88H101ZM104 89V88H103ZM106 90V89H105ZM111 90V89H110ZM108 91V90H107ZM112 91V90H111ZM111 91H110V94H111ZM119 93H120V91H118ZM102 93V92H101ZM81 94V93H80ZM122 94V93H121ZM112 95H116L115 94V91H114V93L112 94ZM120 95V94H119ZM8 96V97H7ZM76 96H78V95H76ZM84 96V95H83ZM91 96V95H90ZM89 96V97H90ZM101 96V95H100ZM117 96V95H116ZM126 96V94H123V95H120L119 97H123V99H124V97ZM2 96H0V98H1ZM16 97H19V98H17V99H15ZM88 97V98H89ZM97 97V96H96ZM96 97H95V99H96ZM4 98H2L3 99V102H5L4 100ZM62 98H64V100H62ZM67 98V101H69V99ZM74 99L76 98V99H78L77 97H73ZM73 98H70V99H73ZM86 98V97H85ZM116 98V97H115ZM75 99V100H76ZM92 99V98H91ZM94 99V100H95ZM79 100H80V98H79ZM126 100V99H125ZM124 100V101H125ZM77 101V100H76ZM87 102H89V100L87 101ZM79 103H80V101H79ZM84 103H85V101H84ZM91 103H94L93 101H91ZM7 104V103H6ZM124 104V103H123ZM127 104V103H126ZM84 105V104H83ZM89 105H91L90 104V102H89ZM75 106V105H74ZM80 106V105H79ZM86 106V105H85ZM90 106H88V107H86V109H88ZM67 108V107H66ZM85 108V107H84ZM91 108V107H90ZM104 109V108H103ZM5 110V109H4ZM85 110V109H84ZM123 110H124V106L123 105H121V108H119L118 110H116V111H114L110 116H109V122H111V124H112V122L113 123H116V125H121V123L123 122L122 121V119H121V116L123 115ZM6 111V110H5ZM71 111V110H70ZM77 111V110H76ZM81 111V110H80ZM88 111H90V110H88ZM78 112V111H77ZM74 113H75V111H74ZM8 114V113H7ZM7 114H5V115H7ZM93 115H94V113H93ZM95 116H96V114H95ZM68 117V116H67ZM106 117V116H105ZM96 118V117H95ZM73 120V119H72ZM105 120H106V118H105ZM77 121V120H76ZM122 121V122H121ZM66 122V121H65ZM72 122V121H71ZM102 122V121H101ZM8 123H9V120H8ZM89 123V122H88ZM11 124V123H10ZM71 124V123H70ZM7 125V124H6ZM5 125V129L7 130V128L6 127H9V126H6ZM68 125V124H67ZM67 127H69V126H67ZM84 127V126H83ZM93 127V126H92ZM108 127V126H107ZM14 128H16V130L14 129ZM123 128V127H122ZM9 129V128H8ZM81 129V128H80ZM69 130H71V129H69ZM68 130V131H69ZM122 130V129H121ZM120 130V131H121ZM8 131V130H7ZM11 131H12V133H11ZM46 131V132H45ZM52 131V132H53ZM72 131H74V130H72ZM71 131V132H72ZM107 131V130H106ZM107 133V132H106ZM118 133V132H117ZM3 134V135H2ZM57 134V133H56ZM7 135H9V131H8V134ZM47 135H49V133L47 134ZM51 135H53V133L51 134ZM65 135V134H64ZM69 135V134H68ZM74 134L72 133V136H73ZM50 136V135H49ZM56 136V135H55ZM90 136V135H89ZM100 136V135H99ZM117 136V135H116ZM16 137H17V139H16ZM57 138H58V136H56ZM67 137V136H66ZM65 136H64V138H66ZM70 137V136H69ZM108 137V136H107ZM120 137V136H119ZM3 138V137H2ZM9 138H12L11 140L9 139ZM49 138V137H48ZM9 139V140H8ZM51 139V138H50ZM67 139V138H66ZM100 139V138H99ZM108 139V138H107ZM2 140V139H1ZM15 140L17 141V142H15ZM46 140H47V138H46ZM45 140V142H47ZM106 140V139H105ZM103 138H102V141H105ZM121 140V139H120ZM51 141L52 142H54L55 144L58 142V141H56V139L55 138H52L51 139ZM67 141V140H66ZM97 141V140H96ZM108 141V140H107ZM71 142V141H70ZM43 143V142H42ZM53 143V144H54ZM74 143V142H73ZM97 143V142H96ZM95 143V144H96ZM105 143V142H104ZM108 143V142H107ZM47 144V143H46ZM49 144V143H48ZM52 144V145H53ZM58 144V143H57ZM56 144V145H57ZM93 144H94V142H93ZM112 144V143H111ZM3 145V144H2ZM33 145H31V147L33 146ZM45 145V144H44ZM43 145V146H44ZM91 145V144H90ZM99 145V144H98ZM108 145H110V144H108ZM108 145L106 144H104L103 146L101 145V150L100 151H98L99 153L97 154L96 153V157L98 158L99 156H100V154H102V152L103 151H105L106 149H107V147H108ZM29 146V149H30V145H28ZM51 146V145H50ZM58 146V145H57ZM100 146V145H99ZM2 147V146H1ZM7 147V146H6ZM5 147V148H6ZM17 146H15V148H16ZM34 147V146H33ZM49 147V146H48ZM65 147V148H64ZM110 147V146H109ZM42 148V147H41ZM50 148V147H49ZM52 148V147H51ZM3 149V148H2ZM43 149H45V148H43ZM83 149V148H82ZM111 149V148H110ZM114 149V148H113ZM1 150V149H0ZM5 150V152H6V149H4ZM8 150V149H7ZM35 150V148L33 149V151ZM66 150V151H65ZM72 150V149H71ZM14 151V150H13ZM12 151V149H11V153L13 152ZM29 151V150H28ZM32 151V150H31ZM75 151V150H74ZM71 152H73V150L71 151ZM76 152V151H75ZM94 152V151H93ZM108 152V151H107ZM3 153V152H2ZM11 153H9L10 154V156H11ZM15 153V152H14ZM14 153H13V157L12 158H14ZM17 153V152H16ZM15 153V154H16ZM19 153H18V156H19ZM27 153H29V152H27ZM106 153V152H105ZM105 153H103V155H106ZM32 155H31V157L33 156V153H31ZM36 154V153H35ZM4 156H6V154L4 155ZM3 156V157H4ZM16 156L17 155H15V158H16ZM25 156V155H24ZM33 156V157H34ZM91 156V155H90ZM113 156V155H112ZM7 157V156H6ZM5 157V158H6ZM20 157V156H19ZM95 157V156H94ZM103 157H105V156H103ZM107 157V156H106ZM11 158V159H12ZM14 158V159H15ZM18 159V158H17ZM22 159V158H21ZM28 159V158H27ZM33 159V158H32ZM99 159V158H98ZM7 160V159H6ZM31 160V159H30ZM2 161H5V159H2ZM8 161H9V159H8ZM13 161H15V160H13ZM18 161H21V160H19L18 159ZM106 161V160H105ZM17 162V161H16ZM29 162V161H28ZM31 162V161H30ZM30 162L28 163V164H30ZM33 162H35V161H32V163L29 165V167L32 165V164H36V163H33ZM73 162V161H72ZM3 163V162H2ZM1 163V164H2ZM26 163H27V161H26ZM25 163V164H26ZM39 163V162H38ZM37 163V164H38ZM42 163V162H41ZM99 163V162H98ZM106 163V162H105ZM8 164V163H7ZM11 164V163H10ZM20 165H24V163L22 162V164L21 163H19ZM40 164V163H39ZM66 164V163H65ZM87 164V163H86ZM101 164V163H100ZM108 164V163H107ZM20 165H18V166H20ZM42 165V164H41ZM72 165V164H71ZM89 165V164H88ZM93 165V164H92ZM96 165H98V164H96ZM103 165V164H102ZM101 165V166H102ZM4 166H6V165H4ZM16 166H17V164H16ZM26 166V165H25ZM64 166V165H63ZM22 167L23 166H21V169H22ZM34 167H36V165L34 166ZM38 167V166H37ZM98 167V166H97ZM96 167V168H97ZM66 168V167H65ZM95 168V167H94ZM20 170V169H19ZM24 170V169H23ZM27 170V169H26ZM95 170V169H94ZM97 170V169H96ZM107 170V169H106ZM112 170V169H111ZM4 171V170H3ZM100 171V170H99ZM99 171H96V172H99ZM119 171V170H118ZM10 172V171H9ZM4 173V172H3ZM33 173H37L38 174V172H34L33 171ZM7 174V173H6ZM66 174H68V173H66ZM71 174V173H70ZM9 175V174H8ZM106 175V174H105ZM36 176V175H35ZM68 176V175H67ZM111 176V175H110ZM27 177V176H26ZM25 177V178H26ZM37 177H38V175H37ZM40 177H41V175H40ZM2 178V177H1ZM29 178V177H28ZM95 178V177H94ZM110 178V177H109ZM109 178L107 179V180H109ZM17 179V178H16ZM79 179V178H78ZM102 179V178H101ZM103 179H105V178H103ZM116 179V178H115ZM8 180H9V178H8ZM28 180H30V179H28ZM112 180V179H111ZM6 181V180H5ZM27 181V180H26ZM105 181V180H104ZM29 182V181H28ZM64 182V181H63ZM90 182V181H89ZM109 182V181H108ZM36 183V184H35ZM25 184V183H24ZM27 184V183H26ZM70 184V183H69ZM100 184V183H99ZM108 184H110V183H108ZM59 185V184H58ZM81 187V186H80ZM101 187V186H100ZM110 187V186H109ZM7 188V187H6ZM16 188V187H15ZM90 188V187H89ZM4 189V188H3ZM10 189V188H9ZM61 190V189H60ZM5 191H6V189H5ZM7 191H9L8 189H7ZM7 191H6V193H7ZM10 191H12V190H10ZM9 191V192H10ZM58 191V190H57ZM71 191V190H70ZM14 192V191H13ZM60 192V191H59ZM18 193H19V190H18ZM56 193V192H55ZM54 193V194H55ZM68 193V192H67ZM70 193V192H69ZM0 194H2L1 193V187H0ZM13 194H15V192L13 193ZM49 194V193H48ZM51 194V193H50ZM52 194H53V192H52ZM85 194V193H84ZM111 194V193H110ZM2 196V195H1ZM5 196H7V194H5L4 195V199L2 200L1 199V208H3V209H1V210H7V212L9 211V210H11L12 211V209L14 208V202L13 201H11V200H9L8 199V196H7V199H5ZM34 196V195H33ZM69 196V195H68ZM40 197V196H39ZM46 197V196H45ZM45 197L44 196H42L41 198H43L42 200L39 198V201H38V204L39 205H41V204H43L44 206H45V204H46V201H45ZM55 197V196H54ZM81 197V196H80ZM10 198V197H9ZM12 198V197H11ZM20 198V197H19ZM37 198V197H36ZM77 198V197H76ZM86 198V197H85ZM18 199V198H17ZM67 199V198H66ZM72 199V198H71ZM80 199V198H79ZM79 199H73V201H74V206L77 208V209H80L81 208V206H84V204H85V202L83 201V200H79ZM82 199H84V197L82 198ZM32 200V199H31ZM68 200H69V198H68ZM20 201V200H19ZM18 201V202H19ZM72 201V200H71ZM12 202H13V204H12ZM49 203V202H48ZM71 203V202H70ZM88 203V202H87ZM96 203V202H95ZM21 204V203H20ZM37 204V203H36ZM35 204V205H36ZM61 204V203H60ZM65 204V203H64ZM71 204H73V203H71ZM90 205H91V203H89ZM17 205V204H16ZM66 205V204H65ZM88 205V204H87ZM30 206V205H29ZM50 206H51V208H52V211H51V214H52V216L50 215V217L51 218H53L52 220H51V218L49 219L48 218V220L52 223H50V222H48V224L50 223V225H52V228H54V224L55 225H57V224H60V223H55V220H57L58 218H57V216H59V215H61V214H63V213H65L66 214V212L64 211V209H63V207L61 206V205H59L58 203H55L54 204V201L53 202H51L50 201ZM92 206H94V205H92ZM47 207V206H46ZM88 208H90V207H88ZM94 208V207H93ZM24 209V208H23ZM14 210V209H13ZM17 210V209H16ZM28 210V209H27ZM48 210V209H47ZM5 211H2V213L4 212V214L3 215H5V214H7V213H5ZM30 211V210H29ZM28 211V212H29ZM73 211V210H72ZM93 211V210H92ZM27 212V211H26ZM2 213H1V215H2ZM20 213V212H19ZM19 213H17V214H19ZM32 213H33V211H32ZM32 213H30V215L32 216ZM34 213H36V212H34ZM10 214V213H9ZM9 214H7L6 215V217L9 215ZM27 214V213H26ZM37 214V213H36ZM36 214H33L34 215V218H36V217H38L39 218V216H36ZM11 215V214H10ZM14 214H12V216H13ZM16 215V214H15ZM12 216L10 217V216H8V218L9 219H11L12 218ZM70 216V215H69ZM77 216V215H76ZM3 217H5V216H3ZM14 217H16V216H14ZM20 217H22V216H20ZM19 217V218H20ZM54 217H56L57 219H55L54 220ZM63 217H65L64 216V214H63ZM68 217V216H67ZM2 218V217H1ZM17 219V220H22V219ZM31 218H33V217H31ZM30 218V219H31ZM33 218V219H34ZM86 218V217H85ZM28 219V218H27ZM27 219H24L23 221L25 222H27ZM32 219V220H33ZM37 219V218H36ZM4 220H6V219H4ZM15 220V218H13V219H11V220H9V223H11L10 221H14ZM16 220V221H17ZM41 218H40V222H41ZM61 220V219H60ZM65 221H66V218L64 219ZM78 220H79V218H78ZM77 220V221H78ZM82 220V219H81ZM0 221H2V220H0ZM15 221V224L16 223H20L19 221L18 222H16ZM31 221V220H30ZM43 221V220H42ZM58 221H59V219H58ZM73 221H75L76 222V218H75V220H73ZM31 222H33V221H31ZM36 222V221H35ZM54 222V223H53ZM79 222V221H78ZM78 222L77 223H75V225L77 224L78 225ZM87 222H88V219H87ZM5 223V222H4ZM38 225H39V223L38 222H36ZM68 223H69V221H68ZM80 223V222H79ZM85 223V222H84ZM34 224V223H33ZM72 224H73V222H72ZM87 224V223H86ZM2 225V224H1ZM21 225V224H20ZM25 225V224H24ZM30 225V224H29ZM29 225H28V227H29ZM34 225H36V224H34ZM41 225H42V223L39 225L40 227H41ZM63 225V224H62ZM69 225V224H68ZM80 226H82L81 224H79ZM3 226V225H2ZM27 226V225H26ZM43 226H44V223H43ZM46 226V225H45ZM32 227L33 228H35L33 225H32ZM37 227V226H36ZM39 227V228H40ZM62 229L64 228V230L66 231V229H65V227L64 226H60ZM73 227H75L74 225H73ZM31 228V227H30ZM33 228H31L32 230H33ZM38 228V227H37ZM39 228L37 229L38 231H39ZM46 228V227H45ZM44 228V232H45V229ZM69 228V227H68ZM72 228V227H71ZM77 227H75V229H76ZM80 228V227H79ZM81 228H83V227H81ZM16 230V229H15ZM20 230V229H19ZM47 230H49V228L47 229ZM50 230H51V227H50ZM49 230V231H50ZM73 230H74V228L71 230L72 232H73ZM80 230V229H79ZM35 231V230H34ZM58 231H60V230H58ZM70 230L68 229V232H69ZM70 231V232H71ZM90 231V230H89ZM88 231V232H89ZM91 231H94V233H95V228H93V229H91ZM28 232V231H27ZM47 232V231H46ZM52 232H53V230H52ZM52 232H51V234H52ZM79 232V231H78ZM49 233V232H48ZM64 233V232H63ZM93 233V234H94ZM97 233V232H96ZM2 234V233H1ZM21 234V233H20ZM23 234V233H22ZM21 234V235H22ZM26 234L27 235H32V236H34L32 233H24L23 234V239L22 238H20L19 236L20 235H17L19 238H17V236H16V238L17 239H19L20 240V244H21V247H19V249L18 248H16V246L15 245H13V243L12 242H10V243H12V244H10V245H13L12 246V249L10 250V248H9V252L8 253H6V257H7V259H6V257H5V255H4V258H3V252L5 251V250H3L2 248H4V247H2L1 248V250L3 251V252H1L2 253V256H1V264H26L27 262H29V261H33L35 258H33V257H35L36 256V259H38L39 261L41 260V259H43V256H44V260L47 262V258L49 259L50 258V256H47V258H45V256L47 255V253H45L46 251H48V249L46 248L47 247V245H46V247H45V241L47 240V238H46V240L45 241H42L41 240V243L42 242H44V246H43V244H41L40 243V241H39V239L38 240H36L37 238L36 237H32V239H35V240H30V237L31 236H26ZM36 234V233H35ZM50 234V233H49ZM78 234V233H77ZM86 234V233H85ZM15 235V234H14ZM24 235L26 236V238H24ZM37 235H38V233H37ZM63 235V234H62ZM78 235H80V233L78 234ZM90 235V234H89ZM2 236V235H1ZM6 236V235H5ZM36 236V235H35ZM59 236V235H58ZM68 236V235H67ZM85 236H87V235H85ZM85 236H83V237H81V238H84ZM94 235H92V237H93ZM38 237V236H37ZM39 237H41V236H39ZM45 237H48V236H45ZM44 237V238H45ZM73 237V236H72ZM90 237V236H89ZM96 237V236H95ZM8 238V237H7ZM15 238V241L16 242H19V241H17V239ZM42 238V237H41ZM49 238V237H48ZM52 240H53V242H52V245H54L53 243H55L54 242V239L52 238V236L50 237ZM50 238L47 240V241H49L50 240ZM75 238V237H74ZM77 238H79V237H77ZM76 238V239H77ZM91 238V237H90ZM90 238H89V240H90ZM67 239V238H66ZM73 239V238H72ZM84 239H86V237L84 238ZM95 239V238H94ZM93 239V240H94ZM12 240V239H11ZM14 240V239H13ZM12 240V241H13ZM51 240V241H52ZM56 240V239H55ZM87 240V239H86ZM5 241V243H6V239L4 240ZM4 241H3V244H4ZM38 241V242H37ZM57 241V240H56ZM59 241V240H58ZM64 241H66V240H64ZM68 241V240H67ZM88 241V240H87ZM63 242V241H62ZM69 242H71V241H68V243H65V245H69ZM93 242V241H92ZM8 243V242H7ZM48 243V242H47ZM58 244L59 243H61V242H57ZM14 244H15V242H14ZM17 244V243H16ZM38 244V245H37ZM41 244V247H44V248H42V250L40 251L39 249L41 248V247H39V245ZM58 244L56 245L57 247H59L58 246ZM6 245V244H5ZM19 245V244H18ZM70 245H72V244H70ZM8 244H7V248H8ZM37 246L39 247V249L37 248ZM51 245H49V250H51L50 248H52V247H50ZM56 246H53V250H52V255H51V257L54 255L55 256V254H57V253H55L56 251H54V247H56ZM61 246H62V244H61ZM60 246V247H61ZM64 246V245H63ZM73 246V245H72ZM59 247V248H60ZM77 247H79L78 246V244H77ZM86 247V246H85ZM117 246H109V248H108V251H107V256L105 257V258H108L107 260H106V263L105 264H109L108 262H110V264H112L111 262H115V261H112L113 260V258L115 259V256L117 255V252H118V249H115ZM45 248H46V251L44 252L43 251V249L45 250ZM58 248V249H59ZM71 248V247H70ZM61 249H62V247H61ZM64 249H66V248H64ZM8 250V249H7ZM68 251L67 252H69V248L67 249ZM76 250V249H75ZM62 250H59L58 252H61ZM63 252V251H62ZM66 252V253H67ZM93 252V251H92ZM96 252V251H95ZM48 253H49V251H48ZM96 254V253H95ZM94 254V255H95ZM50 255V254H49ZM61 255H62V253H61ZM63 259H65V257L66 256H69V255H67V254H64L63 253ZM66 255V256H65ZM91 255H93V254H91ZM98 255V254H97ZM191 255V254H190ZM59 256H60V254H59ZM192 256V255H191ZM84 257V256H83ZM82 257V258H83ZM89 257V256H88ZM31 258H33V260H31ZM53 258H55L56 259V257H53ZM67 258V257H66ZM94 258V257H93ZM98 259H96V260H99V257H97ZM111 258H112V260H111ZM187 258H189V260H190V256H188ZM186 258V259H187ZM60 259H62V258H60ZM60 259H59V262H60ZM71 259V258H70ZM72 259H74V258H72ZM88 259V258H87ZM91 259H92V257H91ZM100 259H104V258H100ZM193 260H195L194 259V257L192 258ZM16 260H18V261H16ZM79 260V259H78ZM83 260H86V259H83ZM96 260H93L94 262L96 261ZM117 260V259H116ZM188 260V261H189ZM34 261H36V260H34ZM33 261V262H34ZM38 261V262H39ZM43 261V260H42ZM41 261V262H42ZM44 261V262H45ZM62 261V260H61ZM71 261V260H70ZM73 261H75V260H73ZM89 261H90V263L92 264V261L90 260V258H89ZM88 261V262H89ZM100 261V260H99ZM105 261V260H104ZM108 261V262H107ZM191 261V260H190ZM32 262V263H33ZM51 262V261H50ZM56 262V261H55ZM69 262V261H68ZM76 262H77V264H78V262H80V261H77L76 260ZM83 262V261H82ZM87 262V261H86ZM86 262L84 263V264H86ZM87 262V263H88ZM101 262V261H100ZM186 262V261H185ZM195 262V261H194ZM35 263V262H34ZM36 263H37V261H36ZM35 263V264H36ZM40 263V262H39ZM43 263V262H42ZM42 263H40V264H42ZM57 263V262H56ZM55 263V264H56ZM67 263V262H66ZM73 262H71V264H72ZM104 263V262H103ZM176 263V262H175ZM174 263V264H175ZM38 264V263H37ZM45 264V263H44ZM53 264V263H52ZM60 264H61V262H60ZM73 264H75V263H73ZM101 264H102V262H101ZM186 264V263H185ZM194 264V263H193Z\"/></svg>",
  "mask_w": 264,
  "mask_h": 264
},
{
  "label": "built area",
  "instance_id": "2783aa9c",
  "mask_svg": "<svg viewBox=\"0 0 264 264\" xmlns=\"http://www.w3.org/2000/svg\"><path fill=\"white\" fill-rule=\"evenodd\" d=\"M35 4L38 8L37 14H31L38 16V13L44 12L43 0H0V71L3 70V61L12 59L9 54L12 48L10 44L22 40L25 35L24 23L20 21L23 13H30ZM5 69L8 71V68Z\"/></svg>",
  "mask_w": 264,
  "mask_h": 264
}]
</instances>
